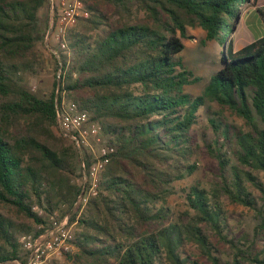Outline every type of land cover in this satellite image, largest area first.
<instances>
[{"label":"trees","instance_id":"obj_1","mask_svg":"<svg viewBox=\"0 0 264 264\" xmlns=\"http://www.w3.org/2000/svg\"><path fill=\"white\" fill-rule=\"evenodd\" d=\"M247 1L86 0L90 16L67 35L71 56L62 53V65L54 56L59 88L35 91L29 77L44 66L41 17L51 0H0V264L26 263L20 236L68 213L78 224L72 264H204L200 256L264 264V33L223 54L199 95L185 91L201 78L179 56L189 27L204 29L203 44L218 39ZM63 102L86 109L115 148L79 215L81 153L54 131ZM207 102L221 106L207 107L214 137L205 144L220 180L188 187L187 216L175 217L168 199L198 168L194 126ZM225 107L244 126L228 121ZM83 157L87 166L95 159L88 150ZM223 196L255 211L252 235L230 230Z\"/></svg>","mask_w":264,"mask_h":264},{"label":"rangeland","instance_id":"obj_2","mask_svg":"<svg viewBox=\"0 0 264 264\" xmlns=\"http://www.w3.org/2000/svg\"><path fill=\"white\" fill-rule=\"evenodd\" d=\"M55 2L58 0H54ZM86 2V0H84ZM96 0H87L89 3H94ZM101 9L105 13H112V8L108 5H100ZM259 9L264 13V0H250L242 3L239 6V17L230 21L229 27L225 28V32L218 39L209 40L205 44L202 40L205 39L206 33L201 27H189V33L192 35L191 39H185V49L179 55L185 65L191 69L195 75L201 79L198 82L185 86V91L193 95H199L203 92L205 86L209 83L211 76L220 68V60L223 54L231 56L235 55L236 51L242 50L247 44L253 42L262 33H264V16L259 12ZM51 14V3L49 7L42 9L41 22L43 23L44 37L42 40L41 52L43 53L44 66L42 71L37 75L29 77V83L32 88L37 91L40 89L54 88L57 81L58 84V71H56L55 55L52 52V48H57L56 41L52 38V35L47 36L49 30V20ZM138 17L146 20L145 13L143 11L138 12ZM78 21L72 28L79 26ZM71 28V29H72ZM70 53L68 57H70ZM211 105L213 109L219 110L221 106L216 102H207L203 106L200 113L199 123L194 126L195 137L199 147L196 149L193 159L197 162L198 168L196 171L182 180L176 181L175 186L177 192L171 195L168 199V205L172 208L175 217H184L186 211L189 209V204L185 196V191L192 184L200 182L203 185L211 186L214 182L220 180V170L217 159L212 157L206 150L205 144L213 139V129L208 121L207 107ZM223 116L230 122L237 124L238 126H244V120L233 113L229 108H222ZM54 131L57 135L62 133L60 126H56ZM103 141L105 137L102 134ZM95 147H98L95 145ZM92 154L93 152L90 151ZM264 180V173H260ZM79 184H81V177L77 178ZM223 204L226 209L228 221L230 224V230L236 237H240L245 233L252 235L253 229L257 223L255 211L249 207H245L240 204L231 203L226 196H223ZM79 207L75 206L74 211H78V215L82 211L77 210ZM60 215V213H59ZM77 215V216H78ZM68 216V225L71 228L73 234L78 229L76 222H71V214H64L60 217V220ZM215 240L216 237L213 236ZM74 244V243H73ZM76 249L75 245L72 249L61 254H54L49 259H46L42 264H72L68 259V253ZM185 249L190 251L191 249L198 253V250L191 244H187ZM201 262L204 264H211L205 256H200ZM7 264H20L18 261H11Z\"/></svg>","mask_w":264,"mask_h":264},{"label":"built area","instance_id":"obj_3","mask_svg":"<svg viewBox=\"0 0 264 264\" xmlns=\"http://www.w3.org/2000/svg\"><path fill=\"white\" fill-rule=\"evenodd\" d=\"M90 16L84 0H51V14L49 20V34L57 43V48H52L53 54L62 65V53L69 55L67 35L69 30L81 19ZM62 73L61 68L58 78ZM60 129L69 136L79 149L82 157L81 177L82 193L74 206L83 208L90 197L97 195L100 172L110 159L115 148L103 141L101 125L91 119L90 113L81 108L76 102H63L57 107ZM97 145L98 147H95ZM85 150L92 151L95 159L90 166L86 165L83 157ZM53 227L39 235L23 234L20 241L27 253L24 264H42L54 254H61L72 249L74 234L68 225V216L60 220L52 217ZM20 264H23L19 262Z\"/></svg>","mask_w":264,"mask_h":264},{"label":"water","instance_id":"obj_4","mask_svg":"<svg viewBox=\"0 0 264 264\" xmlns=\"http://www.w3.org/2000/svg\"><path fill=\"white\" fill-rule=\"evenodd\" d=\"M59 86H60V82H59V80H58V88H59Z\"/></svg>","mask_w":264,"mask_h":264}]
</instances>
